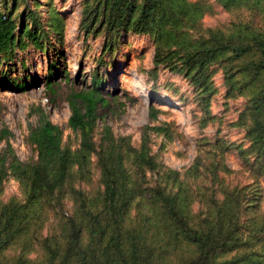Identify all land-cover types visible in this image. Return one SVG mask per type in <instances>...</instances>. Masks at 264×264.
I'll return each mask as SVG.
<instances>
[{
  "label": "rangeland",
  "instance_id": "1",
  "mask_svg": "<svg viewBox=\"0 0 264 264\" xmlns=\"http://www.w3.org/2000/svg\"><path fill=\"white\" fill-rule=\"evenodd\" d=\"M185 1L197 4L202 12L194 23L177 31L139 35L126 27L107 35L104 30L82 29L83 0H18L16 6L11 0H0L18 26L30 24L24 16L29 10L45 31L42 50L28 45L8 61L0 56V155L9 151L23 164L35 162L28 135L43 119L61 130L64 148L78 149L80 135L68 127L69 98L89 91L92 76L98 74L103 79L99 93L104 101L96 106L93 141L99 148L107 128L134 150L145 142L152 169L138 166L133 153L123 161L130 185L143 196L130 202L122 225L125 230L136 229L138 237L160 256V264H185L195 250L174 234V226L154 198L145 197L159 189L177 194L191 226L214 211L226 192L239 190L245 196L244 238L217 258L264 252V147L254 146L249 134L250 107L261 81L245 69L247 63L258 60V53L239 59L224 53L202 70L200 81L194 71L179 69V57L214 34L240 36L245 42L264 39V0ZM140 3L131 0L134 15ZM50 12L63 22L57 34L48 30ZM106 40L111 41L110 50ZM157 50L164 60L155 68ZM78 194L89 210H101L103 185L95 155H90L82 170L72 169L58 201L45 199L36 207L27 231L0 253V264H47L43 240L62 241L65 224L76 217ZM24 200V188L6 177L0 186V207ZM87 238L85 230L84 241Z\"/></svg>",
  "mask_w": 264,
  "mask_h": 264
},
{
  "label": "trees",
  "instance_id": "2",
  "mask_svg": "<svg viewBox=\"0 0 264 264\" xmlns=\"http://www.w3.org/2000/svg\"><path fill=\"white\" fill-rule=\"evenodd\" d=\"M16 6L18 0H11ZM236 1V0H220ZM0 56L10 60L16 50H24L28 45L38 50L44 48L42 42L45 31L34 12L24 15L30 24H18L12 17L7 4L0 3ZM131 0H83L81 27L90 32L104 30L107 35L119 34L126 27L139 35L177 31L194 23L202 9L197 4L185 0H141L137 10ZM48 30L57 34L63 29V22L55 12H50ZM111 41L105 47L111 49ZM258 53L257 61L245 65L248 74L261 81L259 93L252 100L250 110L253 114L252 128L249 131L254 146L264 147V39L253 37L245 42L240 36L214 34L208 40H200L196 48L188 50L179 60L181 71L189 73L200 81L202 70L224 53L230 52L239 59L252 52ZM172 52L171 55H174ZM164 57L159 50L155 52L154 66L157 68ZM103 79L94 74L89 91L69 98L71 114L68 127L80 135V146L72 151L62 146L61 130L43 119L31 128L28 142L33 147L36 160L33 163L19 162L9 151L0 155V186L8 176L23 188V203L12 202L0 207V253L10 243L27 231L36 207L45 199L58 201L72 175V169L82 170L90 155L97 157L101 169L103 185L102 208L98 212L88 209L85 199L78 194L79 207L76 217L65 224L62 241L51 244L43 240L47 253V264H160V256L155 255L151 246L139 238L136 229L125 230L122 219L130 202L143 196L138 188L130 185L129 177L123 168V161L134 154L138 166L152 169L154 164L149 156L145 142L139 150L129 146L124 138H114L109 129L102 133V144L97 148L93 141L95 111L98 103H103L99 87ZM83 110L78 108V102ZM150 116L155 112L150 109ZM156 131H162L157 128ZM243 155V153H241ZM177 177L176 172H172ZM146 193V192H145ZM160 205L165 216L174 226V234L180 235L194 247L195 255L185 264H264V252L244 251L239 255L218 260L217 256L243 236V198L239 190L225 193L218 206L198 224L191 226L184 216L176 195H168L162 190L154 191L152 196ZM86 230L88 238L83 239Z\"/></svg>",
  "mask_w": 264,
  "mask_h": 264
}]
</instances>
